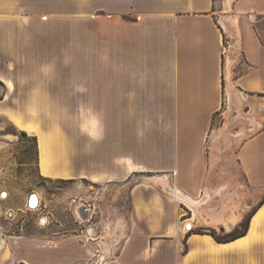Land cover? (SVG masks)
<instances>
[{
    "label": "crops",
    "instance_id": "obj_1",
    "mask_svg": "<svg viewBox=\"0 0 264 264\" xmlns=\"http://www.w3.org/2000/svg\"><path fill=\"white\" fill-rule=\"evenodd\" d=\"M1 124L36 139L39 176L126 188L114 264H264V201L233 240L191 232L227 236L264 198V0H0ZM229 163L250 197L240 211L211 192L207 171ZM6 192L0 264L90 252L79 233L19 234L24 219L4 214L26 197ZM206 196L219 205L200 219Z\"/></svg>",
    "mask_w": 264,
    "mask_h": 264
},
{
    "label": "rangeland",
    "instance_id": "obj_2",
    "mask_svg": "<svg viewBox=\"0 0 264 264\" xmlns=\"http://www.w3.org/2000/svg\"><path fill=\"white\" fill-rule=\"evenodd\" d=\"M79 112L80 107H74V113L79 114ZM76 121L79 123V120L74 119V123ZM217 156L220 155L218 154ZM207 172L212 175L213 179L216 178L219 182L218 185L211 186V192L214 197L230 200L231 204L229 206L232 211L235 209L240 211L241 208L245 209L247 207L250 202V197L247 196L243 176L235 165L229 163L227 164V168H217L216 170H208ZM148 176L151 175L149 173H140L135 178L140 180ZM6 191H9L10 200H13L14 197L12 196H15L16 193L25 195V201L28 200L31 193L36 195L38 208L26 206L27 203H24L21 206L24 213L21 214V212H18L15 217L19 220L18 224L24 219L23 230L20 232L17 230L16 233L19 232V234L25 237H60L61 239L70 238L77 241L80 238L73 237V235L80 234L81 228L84 229V227L94 224L97 230H101L103 227H109L110 232L104 235L107 241L116 242L113 240L116 239L114 237H119L120 241L115 245L117 249L116 253L119 252L118 250H120L125 240V238H121V235L123 236L124 233L126 235L128 225H130L129 223L131 221L130 213L127 212L130 209V205H128L126 188H120L117 185L102 187L88 179L65 181L49 180L39 176L36 169L35 142L33 138L14 133V130L10 126L1 124L0 208L2 207L1 202L6 197ZM219 194L220 197L218 196ZM202 198L200 210L194 214L200 219H202L201 213L207 214L213 206L219 203H214L215 201L213 200H207V196ZM78 205H87L91 209L92 216L88 222L81 221L75 216L74 207ZM252 208H249L248 213L236 230L241 229V225ZM46 212L50 215V223L46 227H43V222H45V217L47 216L45 214ZM1 215L3 214L0 213V218ZM186 222L191 223L190 221ZM208 229L212 228L196 227L193 230L205 231ZM215 232L219 236L223 235L220 237L226 235V231L222 233L217 229ZM3 254L8 255L7 252ZM90 256L91 253L89 252L84 259L76 264H85L86 259ZM58 258L55 255H43L42 257L35 258L34 264L63 263V260ZM114 261L107 259L106 262H108L107 264H114Z\"/></svg>",
    "mask_w": 264,
    "mask_h": 264
},
{
    "label": "built area",
    "instance_id": "obj_3",
    "mask_svg": "<svg viewBox=\"0 0 264 264\" xmlns=\"http://www.w3.org/2000/svg\"><path fill=\"white\" fill-rule=\"evenodd\" d=\"M36 201V195L34 193H31L28 197V200L26 201V206L38 208V203ZM74 208L75 216L78 217L79 220L87 222L89 221L92 216V212L87 205H78ZM19 210L20 209L15 212L9 210L6 211L4 215L7 217H16L18 212H21ZM3 212L4 211L0 208V213ZM45 222H43V225L45 224ZM108 232H110L108 226L103 227L101 230H97L94 224L84 227V229L81 228L80 235L84 243L89 247L91 253V256L86 259L85 264H107V259H112V261L116 259L118 252L116 253L117 249L115 245H117L118 241L120 240L119 237H114L116 239L113 240L116 242L107 241L104 235ZM125 236L126 235L124 233L123 236L121 235V238L123 239L125 238Z\"/></svg>",
    "mask_w": 264,
    "mask_h": 264
},
{
    "label": "trees",
    "instance_id": "obj_4",
    "mask_svg": "<svg viewBox=\"0 0 264 264\" xmlns=\"http://www.w3.org/2000/svg\"><path fill=\"white\" fill-rule=\"evenodd\" d=\"M22 135H25L24 132H22ZM35 144H36V139L33 138ZM264 201V198L259 201L258 205L254 208H252V210L249 212V214L247 215V218L245 219V221L243 222V224L241 225V229L240 230H236L235 232L227 235V236H224V237H220L214 229H208V230H191L192 233H199V234H208L210 236H212L216 241H219V242H224V241H230V240H233L239 236H242L246 233L247 231V228H248V221H249V218L250 216L255 212L256 208L261 205Z\"/></svg>",
    "mask_w": 264,
    "mask_h": 264
},
{
    "label": "bare ground",
    "instance_id": "obj_5",
    "mask_svg": "<svg viewBox=\"0 0 264 264\" xmlns=\"http://www.w3.org/2000/svg\"><path fill=\"white\" fill-rule=\"evenodd\" d=\"M172 192H173L176 196H178L179 198L185 200V201H186L188 204H190L191 206L198 205V202H197L196 200H193V199H191V198H189V197H187V196L182 195L179 191H177V190H173ZM186 226H187V228H189V230H190L191 225H190L188 222L184 223V231H189V230H187ZM0 247H1V242H0Z\"/></svg>",
    "mask_w": 264,
    "mask_h": 264
},
{
    "label": "water",
    "instance_id": "obj_6",
    "mask_svg": "<svg viewBox=\"0 0 264 264\" xmlns=\"http://www.w3.org/2000/svg\"><path fill=\"white\" fill-rule=\"evenodd\" d=\"M218 230L221 231V232H224L225 231V228L223 226H219L218 227Z\"/></svg>",
    "mask_w": 264,
    "mask_h": 264
},
{
    "label": "snow or ice",
    "instance_id": "obj_7",
    "mask_svg": "<svg viewBox=\"0 0 264 264\" xmlns=\"http://www.w3.org/2000/svg\"><path fill=\"white\" fill-rule=\"evenodd\" d=\"M34 199V198H33Z\"/></svg>",
    "mask_w": 264,
    "mask_h": 264
}]
</instances>
